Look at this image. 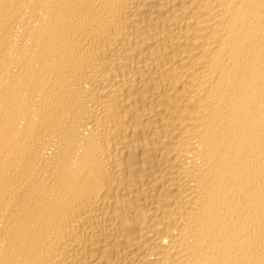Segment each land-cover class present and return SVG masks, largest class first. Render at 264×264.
Masks as SVG:
<instances>
[{
  "label": "bare ground",
  "instance_id": "bare-ground-1",
  "mask_svg": "<svg viewBox=\"0 0 264 264\" xmlns=\"http://www.w3.org/2000/svg\"><path fill=\"white\" fill-rule=\"evenodd\" d=\"M0 264H264V0H0Z\"/></svg>",
  "mask_w": 264,
  "mask_h": 264
}]
</instances>
